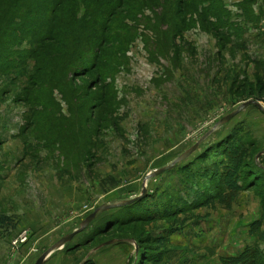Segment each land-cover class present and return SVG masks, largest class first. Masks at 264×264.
I'll return each mask as SVG.
<instances>
[{"label": "rangeland", "instance_id": "rangeland-1", "mask_svg": "<svg viewBox=\"0 0 264 264\" xmlns=\"http://www.w3.org/2000/svg\"><path fill=\"white\" fill-rule=\"evenodd\" d=\"M243 5L223 0L228 24L190 10L161 22L157 13L165 7H143L138 21L125 20L132 31L109 75L102 80L96 70L75 75L69 104L53 90L61 122L79 123L76 133L65 125L57 134L71 133L76 142L50 137L52 131L38 122L49 120L53 109H31L33 76L39 74L35 47L29 40L15 47L21 52L15 66L5 69L0 63V264H35L97 208L139 196L149 174L173 163L245 102L255 100L264 108V0ZM231 134L254 144L258 157L264 155V110L255 104L243 108L184 163L150 178L143 204L99 212L44 264H82L112 239L118 241L88 259L225 264L255 247L264 255L261 188L243 190L231 202L193 204L195 191L210 188L201 177L212 161L205 155L218 157L222 149L213 147ZM138 211L153 218L130 216Z\"/></svg>", "mask_w": 264, "mask_h": 264}, {"label": "trees", "instance_id": "trees-1", "mask_svg": "<svg viewBox=\"0 0 264 264\" xmlns=\"http://www.w3.org/2000/svg\"><path fill=\"white\" fill-rule=\"evenodd\" d=\"M254 2L256 0H243L244 5ZM205 4V11L199 12ZM143 7L153 10L165 7L163 14L157 13L161 22L169 20L176 11L183 15L188 10L200 13L204 20L212 15L221 24L223 18L227 24L230 19L227 10L223 9V0H0L1 67L15 66L21 53L15 47L23 41L29 40L35 47L32 50H35L33 55L39 66V74L33 76L36 91L29 95V99L33 103L31 109L52 107L49 120L41 118L38 121L46 125L49 133L52 131L50 137L58 136L63 141L73 139L76 142L71 133L79 129V123L76 121L75 125L74 119L64 118L66 122H61L60 104L54 98L53 90H58L69 104L73 102L75 94L72 86L75 75L93 70L97 71L100 80L109 75L119 61L118 53L129 41L126 42L129 30L132 31L125 20L138 21L137 16ZM210 10L212 12L208 14ZM169 11L172 13L169 14ZM153 27L155 31L159 30V26ZM216 31L222 35L219 27H216ZM39 111L37 108L33 116ZM64 126L71 132L70 136L65 135V131L57 134ZM253 145L231 134L213 147L214 152L222 149L218 157L214 159L211 154L205 155L212 161L209 166L205 164L206 169L201 171V177L209 181L210 188L193 193L196 198L194 206L199 207L219 198L231 202L239 192L250 188H261L263 192L260 195L264 202V155H255L251 150ZM189 171H193L192 166ZM135 202L143 204V198ZM139 212L130 216L139 220L153 218L149 213L144 215ZM132 218L129 217L127 221H133ZM137 242L142 250L141 243ZM83 264L96 263L88 259ZM225 264H264V255L257 247L248 248L238 256L225 259Z\"/></svg>", "mask_w": 264, "mask_h": 264}, {"label": "water", "instance_id": "water-1", "mask_svg": "<svg viewBox=\"0 0 264 264\" xmlns=\"http://www.w3.org/2000/svg\"><path fill=\"white\" fill-rule=\"evenodd\" d=\"M250 104H255L257 105L259 108L263 109V106L260 102L255 101V100H250L245 102L239 109H237L236 111L230 113L229 115L225 116L223 119H221L214 127L213 129H211L209 132H207L203 137H201V139H199L196 144L194 146H192L187 152H185L184 154H182L180 157H178V159H176L173 163L161 168V169H157L155 170L153 173L149 174L144 181V188L142 193L130 200L124 201V202H120V203H114V204H107V205H103L99 208H97L91 215H89L85 221L82 223L81 227L77 230H75L74 232H72L71 234H68L66 236H64L62 239H60L57 243H55L52 247H50L47 251H45L36 261L35 264H44L48 258L51 256V254L53 252H55L56 250H61L64 248V246L69 243L79 232H82L84 229L87 228V226L89 225V223L97 216V214L103 210H108L111 208H116V207H122V206H126L129 204L134 203L135 201L140 200L142 197H144L147 193V187H146V183L150 178L156 177L172 168H174L178 163L183 162L185 160H187L199 147L200 145L212 134V132L214 130H216L220 125L229 122L234 116H236L243 108H245L246 106L250 105ZM118 240L116 239H112L109 240L105 243H102L101 245H99L95 250L91 251L88 255V257L95 251L101 249L104 246L110 245V244H114L116 243ZM88 257L83 261L86 262L88 260ZM82 263V264H83Z\"/></svg>", "mask_w": 264, "mask_h": 264}]
</instances>
